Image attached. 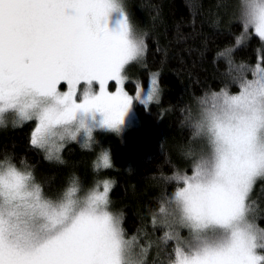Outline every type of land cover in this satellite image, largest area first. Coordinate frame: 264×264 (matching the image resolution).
<instances>
[{
  "label": "snow or ice",
  "instance_id": "snow-or-ice-1",
  "mask_svg": "<svg viewBox=\"0 0 264 264\" xmlns=\"http://www.w3.org/2000/svg\"><path fill=\"white\" fill-rule=\"evenodd\" d=\"M239 19L264 42V0H241ZM146 48L124 0H0V122H34L31 146L62 163L67 141L83 135L87 148L94 130L119 132L134 102L123 73ZM253 74L237 94L213 93L192 124L202 145L191 174L171 178L177 188L153 218L165 229L157 247L171 245L165 264H264L250 202L264 179V67ZM101 167H112L105 151ZM102 184L81 194L73 176L51 199L31 171L0 162V264H146L151 242L126 238L108 210L112 182Z\"/></svg>",
  "mask_w": 264,
  "mask_h": 264
},
{
  "label": "trees",
  "instance_id": "trees-1",
  "mask_svg": "<svg viewBox=\"0 0 264 264\" xmlns=\"http://www.w3.org/2000/svg\"><path fill=\"white\" fill-rule=\"evenodd\" d=\"M241 0H124L136 34L147 46L144 56L126 66V90L135 95L158 77L159 95L149 104L134 103V123L121 138L109 130H95L90 147L70 142L59 156L46 159V151L30 144L34 122H0V162L32 172L44 195L59 198L75 176L82 192L100 179L112 182L114 211L121 217L126 238H137L148 250L146 264H165L167 248L159 244L164 229L160 207L177 188L171 178L182 174L185 152L200 143L192 124L202 102L213 93L240 91V79L252 80L254 68L264 67V42L245 29L239 17ZM244 66L241 69V66ZM114 88V82H111ZM192 119H189V117ZM111 147L112 167L93 169V162ZM187 173H191L188 171ZM255 223L264 228V179L256 189Z\"/></svg>",
  "mask_w": 264,
  "mask_h": 264
},
{
  "label": "rangeland",
  "instance_id": "rangeland-1",
  "mask_svg": "<svg viewBox=\"0 0 264 264\" xmlns=\"http://www.w3.org/2000/svg\"><path fill=\"white\" fill-rule=\"evenodd\" d=\"M241 3V2H240ZM127 12V11H126ZM130 17V16H129ZM239 17H240V9H239ZM238 17V18H239ZM130 20H131V18H130ZM131 22H132V20H131ZM133 24V23H132ZM133 27H134V25H133ZM134 31H135V29H134ZM248 32H250V33H253V30L252 29H248ZM136 33V32H135ZM137 35V34H136ZM255 69V68H254ZM123 75H124V77H125V81H124V85H123V87H124V90L129 94V95H131L132 97H133V101L135 100V101H137L138 103H141V101H143V103L142 104H149L151 101H153V100H155V98H157L158 97V95H159V87H158V77H157V75L156 74H152V75H150V81H149V86L146 88V89H138L137 90V92H136V94L135 95H132V94H130L127 90H126V82H127V75L125 74V70H124V73H123ZM256 77H254L253 79H255ZM252 79V80H253ZM249 81H251V79L249 80ZM155 82V83H154ZM82 88L83 87H85V86H81ZM89 87H92V86H89ZM106 90H108V91H111V92H115L116 90H117V86H115L114 85V88L113 89H110V87H108V86H106ZM237 93H239V92H237ZM237 93H235V94H237ZM149 94H151V100H149L148 99V97H149ZM137 96H139V99H136V97ZM212 97V96H211ZM135 101L133 102V106H132V108H131V110L128 112V114L126 115V117H125V120H124V124L122 125V127H123V129L125 128H128V127H132L133 126V123H134V103H135ZM203 103V102H202ZM13 118V115H11V114H6L4 117H3V120L2 121H5V120H10V119H12ZM97 130H106V129H97ZM95 131V130H94ZM94 133V132H93ZM196 139V138H195ZM197 140V142L198 143H200V144H202V141L201 140H199V139H196ZM70 142H79V143H81V144H83V135H81L80 137H79V139H78V141H67L66 143H65V145H67L68 143H70ZM90 143H91V141H90ZM65 145H64V147H65ZM63 147V148H64ZM62 148V149H63ZM62 150H60V152H61ZM199 151H200V149L198 150V151H196V152H194V151H192L191 153L193 154V155H189V153L188 152H185V154L186 155H184V157H185V160H184V163L182 164L183 166L181 167V169H182V174H184L185 172H188V171H192V165H193V162H194V159H195V157H196V155H198V153H199ZM59 152V153H60ZM189 175L191 174V173H188ZM260 179H258L257 180V182H256V184L254 185V188H253V192H252V194H251V197H250V202H252V201H254L255 203L253 204V213H252V216L254 217L255 216V210H256V208H257V196H256V189H257V187H258V181H259ZM104 181V179H100L98 182H96L95 184H94V186L93 187H95L97 184H99L100 185V190L102 191L103 190V184H102V182ZM92 187V188H93ZM48 198V197H47ZM109 206H108V210L110 211V212H112L114 215H116V216H119L115 211H114V206H113V204H112V202H111V198H110V194H109ZM160 219H161V217H160ZM254 220H255V218H254ZM164 231H165V229H164ZM183 235H187V233L186 232H183L182 233ZM164 235V234H163Z\"/></svg>",
  "mask_w": 264,
  "mask_h": 264
},
{
  "label": "clouds",
  "instance_id": "clouds-1",
  "mask_svg": "<svg viewBox=\"0 0 264 264\" xmlns=\"http://www.w3.org/2000/svg\"><path fill=\"white\" fill-rule=\"evenodd\" d=\"M0 126H3L2 124H0ZM119 135H117V138L119 139V138H121V136H122V133H123V127L121 126V128H120V130H119ZM111 134H113V135H116L117 134V132H115V131H112V133ZM103 151H105V152H107L108 153V155H109V157H110V159H111V147L110 146H104V149H103ZM93 169L95 170L96 169V162L94 161L93 162Z\"/></svg>",
  "mask_w": 264,
  "mask_h": 264
}]
</instances>
